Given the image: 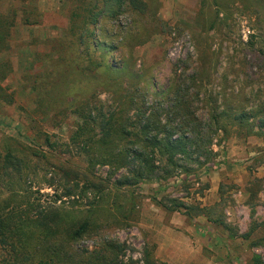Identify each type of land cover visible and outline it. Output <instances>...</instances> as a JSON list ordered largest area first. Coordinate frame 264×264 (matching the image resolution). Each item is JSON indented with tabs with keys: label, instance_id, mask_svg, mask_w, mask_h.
<instances>
[{
	"label": "rangeland",
	"instance_id": "1",
	"mask_svg": "<svg viewBox=\"0 0 264 264\" xmlns=\"http://www.w3.org/2000/svg\"><path fill=\"white\" fill-rule=\"evenodd\" d=\"M97 2L104 11L95 39L116 67L127 63L142 87L154 82L151 95L176 84L192 96L200 86L195 124L226 130L212 137L210 161L188 162L190 174L116 189L124 172L91 166L73 141L83 123L74 105L38 106L35 89L54 82L46 54L69 57L57 41L72 11ZM0 15L15 17L0 54L1 199L13 192L18 211L28 201L58 211L64 226L90 218L93 229L76 248L114 242L125 263L143 264L149 252L159 264H264V0H0ZM95 92L99 116L112 96ZM8 152L20 163L7 165Z\"/></svg>",
	"mask_w": 264,
	"mask_h": 264
},
{
	"label": "trees",
	"instance_id": "2",
	"mask_svg": "<svg viewBox=\"0 0 264 264\" xmlns=\"http://www.w3.org/2000/svg\"><path fill=\"white\" fill-rule=\"evenodd\" d=\"M99 5V2L80 4V13L72 11L70 27L57 41L65 46L69 57L58 55L56 60H51L49 53L46 54L44 62H55L47 71L54 82L44 79L41 87L35 89L38 106L42 108L52 103L46 105V109L51 106L52 109L59 104L60 112H64L74 105L73 111L83 123L78 125L72 139L75 143L82 142L81 148L91 166L99 164L109 166L114 172H124L112 183L116 189L155 179L167 180L178 171L190 174L193 169L188 162L201 166L210 161L214 156L212 137L226 130L212 125L204 129L201 124H195L198 119L191 107L193 101H201L200 86L192 96L176 84L164 93L155 91V95H151L150 89L156 87L154 82L142 87L139 73L134 70L130 75L127 63L122 68L116 67L106 48L100 47L95 39L104 11ZM28 17L23 21L35 23ZM14 25L15 17L0 15V54L9 47L10 30ZM62 62L66 64L65 69ZM125 73L131 77V83ZM99 87H104L112 97L109 110L97 116L99 109L95 111L93 100ZM58 89L63 91V96L52 98L50 93ZM87 90L92 92L84 97L83 92ZM4 161L7 165L20 163L11 152ZM159 174L162 176L157 178ZM17 197L12 192L0 198V247L5 253L0 264H137L122 261L119 258L121 247L114 242L103 243L97 250H78L76 243L93 229L90 218L69 220L68 226H64V215L35 208L30 201L26 202L25 209L18 211L21 205ZM32 224H36L35 233ZM255 260L258 263V259ZM143 264L159 263L147 252Z\"/></svg>",
	"mask_w": 264,
	"mask_h": 264
}]
</instances>
